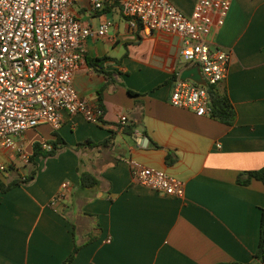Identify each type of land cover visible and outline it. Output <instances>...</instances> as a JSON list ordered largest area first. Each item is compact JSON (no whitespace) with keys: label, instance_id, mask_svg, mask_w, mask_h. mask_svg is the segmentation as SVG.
Wrapping results in <instances>:
<instances>
[{"label":"crops","instance_id":"1","mask_svg":"<svg viewBox=\"0 0 264 264\" xmlns=\"http://www.w3.org/2000/svg\"><path fill=\"white\" fill-rule=\"evenodd\" d=\"M170 1L186 15L197 2ZM75 10L94 28L106 17L115 22L110 35L87 39L74 77L80 94L102 105L104 116L92 123L64 111L60 128L41 123L17 137L29 155L35 142L63 138L68 146L37 157L38 173L29 184L0 190V264H64L77 244L72 264H255L264 183L239 179L249 171L264 174V0H232L212 37L213 45L232 53L218 85L236 109L232 124L171 104L173 79L189 66L179 33L132 27L118 2ZM105 56L111 82L88 63ZM111 135L106 146L74 149ZM0 159L9 166L0 170V181L30 170L12 150H1ZM131 159L183 180L185 196L136 181ZM80 170L95 174L100 184L82 188Z\"/></svg>","mask_w":264,"mask_h":264},{"label":"built area","instance_id":"2","mask_svg":"<svg viewBox=\"0 0 264 264\" xmlns=\"http://www.w3.org/2000/svg\"><path fill=\"white\" fill-rule=\"evenodd\" d=\"M115 2L132 27L181 35V53L189 66L199 65L206 85L177 75L170 102L198 115H211L209 86L226 79L232 60L231 51L213 45L212 37L224 25L232 0H197L191 15L170 0H0V151L12 150L29 163L30 155L17 137L41 123L60 128L64 111L102 122L104 108L80 94L74 77L86 56L87 39L110 35L115 22L106 17L94 28L79 18L75 6L88 3L103 10ZM130 164L133 178L142 185L185 196L184 181L166 170L135 159ZM8 167L0 159V170ZM64 195L62 190L51 204L55 206Z\"/></svg>","mask_w":264,"mask_h":264},{"label":"trees","instance_id":"3","mask_svg":"<svg viewBox=\"0 0 264 264\" xmlns=\"http://www.w3.org/2000/svg\"><path fill=\"white\" fill-rule=\"evenodd\" d=\"M110 57H90L88 58V63L91 67L95 68L97 71L104 72L107 75L109 82L114 81V73L107 71L103 68V62L108 60ZM177 77L175 75L174 79ZM219 85V84H218ZM218 85L209 86V93L211 98V115L219 119L227 124L234 123L236 119V109L234 104L232 103L227 91L225 89H218ZM132 94H137L136 92L130 90ZM102 106V105H101ZM39 126V125H38ZM36 126V127H38ZM33 127V128H36ZM125 131L132 132L133 127L127 125L125 127ZM113 135L109 138L95 143L93 141H86L78 143L77 146H74L75 150L78 148L86 146V145H103L106 146L112 142ZM51 148H45L40 142H35L33 145V153L30 155V170L27 174H20L17 177L12 178L8 182L0 181V190L6 192L11 190L12 188L22 185L29 184L32 182L38 173V162L37 157H49L57 155L62 149L68 146V143L63 138H58L57 140L50 143ZM169 161H172V158H168ZM257 178L264 183V174L260 171H249L247 176L244 177V174L241 175L239 181L243 184H248L251 178ZM100 179L93 173L88 171L80 170V186L82 188H95L100 184ZM80 246L77 244L73 249L72 253L65 260L64 264H72L73 259L75 258L76 253L78 252ZM256 260L255 264H264V209L262 210V218H261V234L258 249L256 252ZM233 264H254V263H233Z\"/></svg>","mask_w":264,"mask_h":264},{"label":"water","instance_id":"4","mask_svg":"<svg viewBox=\"0 0 264 264\" xmlns=\"http://www.w3.org/2000/svg\"><path fill=\"white\" fill-rule=\"evenodd\" d=\"M181 78H191L198 83L206 85V81L203 78L198 64L185 67L181 72Z\"/></svg>","mask_w":264,"mask_h":264},{"label":"rangeland","instance_id":"5","mask_svg":"<svg viewBox=\"0 0 264 264\" xmlns=\"http://www.w3.org/2000/svg\"><path fill=\"white\" fill-rule=\"evenodd\" d=\"M26 169H29V167H27ZM9 176L11 177V175L9 174ZM18 175H15V176H13V177H17Z\"/></svg>","mask_w":264,"mask_h":264}]
</instances>
